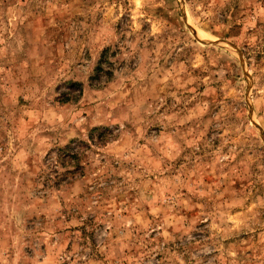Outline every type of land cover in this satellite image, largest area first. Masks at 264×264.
Segmentation results:
<instances>
[{
    "label": "rangeland",
    "instance_id": "374dc122",
    "mask_svg": "<svg viewBox=\"0 0 264 264\" xmlns=\"http://www.w3.org/2000/svg\"><path fill=\"white\" fill-rule=\"evenodd\" d=\"M0 264H264V0H0Z\"/></svg>",
    "mask_w": 264,
    "mask_h": 264
},
{
    "label": "trees",
    "instance_id": "16d2710c",
    "mask_svg": "<svg viewBox=\"0 0 264 264\" xmlns=\"http://www.w3.org/2000/svg\"><path fill=\"white\" fill-rule=\"evenodd\" d=\"M76 156H77V155H75V156L72 158V159L74 160V162L76 161Z\"/></svg>",
    "mask_w": 264,
    "mask_h": 264
}]
</instances>
